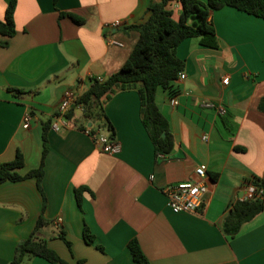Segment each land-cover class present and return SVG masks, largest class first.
Instances as JSON below:
<instances>
[{
	"label": "crops",
	"instance_id": "1",
	"mask_svg": "<svg viewBox=\"0 0 264 264\" xmlns=\"http://www.w3.org/2000/svg\"><path fill=\"white\" fill-rule=\"evenodd\" d=\"M160 2L17 0V32L8 39L0 35V164L21 152L22 175L40 167L43 125L52 122L64 95L80 96L93 78L118 72L139 40L130 27L145 23L150 5ZM9 3L0 0V20ZM169 7L179 19L182 6ZM210 20L218 46L183 41L177 54L186 78L176 82L174 95L163 89L156 95L174 137L172 152H156L142 121L138 88L115 93L105 105L118 154L103 153L69 121L59 131L51 126L41 188L35 178L0 185V264H12L17 246L41 216L49 224L38 235L65 264H135L128 247L132 240L149 264H264V210L234 238L223 231L247 183L264 178V19L224 7ZM115 21L121 26L111 27ZM27 113L32 121L25 129ZM74 118L83 121V111L75 108ZM96 131L110 136L104 124ZM201 165L208 174L205 203L197 212L174 213L165 187L196 180ZM82 187L91 193L84 192L79 205L76 191ZM85 226L95 236L92 245L84 239ZM24 264L52 263L35 257Z\"/></svg>",
	"mask_w": 264,
	"mask_h": 264
},
{
	"label": "trees",
	"instance_id": "2",
	"mask_svg": "<svg viewBox=\"0 0 264 264\" xmlns=\"http://www.w3.org/2000/svg\"><path fill=\"white\" fill-rule=\"evenodd\" d=\"M171 3L172 0H161L160 3L151 4L146 22L130 27L138 32L139 40L126 63L118 72L104 81L93 78L90 88L78 97L77 105H82L84 109L83 121L75 120V108L66 115V119L76 128L84 131L86 126L96 125L97 128L104 124L110 131V139L114 140L115 129L106 115L105 105L115 93L138 88L141 95L142 121L155 145L156 152L161 155L170 154L175 144L174 137L168 120L156 103V95L159 89L168 91L171 95L175 94L174 86L179 74L185 69V62L177 54L179 46L187 39L196 38L200 39L202 45L217 47L216 30L210 19L212 12L224 7H232L264 19V0H207L206 2L180 0L182 12L179 19L174 18L173 11L169 7ZM16 6L17 0H10L5 19L0 20V35L7 39L14 37L17 32ZM60 16H67L77 24L84 22L82 18L72 13H61ZM1 45L7 47L8 42H3ZM11 91L25 93L21 89H11ZM261 109L264 111V101ZM51 126V121L43 125L40 167L22 175L20 170L25 166V159L23 154L18 152L13 162L0 164V185L5 182H20L35 178L41 188L49 153L48 135ZM96 128L94 127L92 133L96 131ZM248 183L264 190V178L254 179ZM86 191L90 192L86 187L77 189L79 205L82 204L83 193ZM263 210L264 199L238 201L230 209L223 223L224 233L234 238L240 233L244 224L254 219ZM48 224L49 222L41 216L31 236L17 246L12 264H24L35 257H41L52 264H65L48 246L47 241L38 235L39 230ZM83 235L87 244H94L95 236L87 226L84 228ZM58 237L69 247L71 246L64 232H60ZM128 247L135 264H149L137 240L130 241ZM97 248L103 250L100 246Z\"/></svg>",
	"mask_w": 264,
	"mask_h": 264
},
{
	"label": "built area",
	"instance_id": "3",
	"mask_svg": "<svg viewBox=\"0 0 264 264\" xmlns=\"http://www.w3.org/2000/svg\"><path fill=\"white\" fill-rule=\"evenodd\" d=\"M172 2L181 5L180 0H172ZM113 28H118L121 26L120 21H115L111 25ZM186 78V74L182 71L179 74L178 80H184ZM100 81H104L105 79L99 77ZM225 86L230 84L229 79L225 78L223 80ZM78 95L74 92H67L60 104L58 109V113L53 117L52 120V128L56 131H59L63 122H67L66 115L72 108H77L83 111L82 105H77ZM173 106H177L179 104L177 98H173L171 100ZM205 107L211 108L214 107L212 103L205 104ZM224 112L223 109H220V113ZM24 128L27 129L31 126L32 116L30 113H27L24 116ZM93 128L89 125L86 126L84 130L89 136H91L97 145L99 146L100 150L103 153L115 155L120 152V145L114 139L111 140L109 136H105L98 131L92 133ZM197 179L190 180L187 182L179 183V184H171L165 187L164 194L168 199L169 206L171 210L176 213H183V212H197L205 203L207 195L209 193V185L207 183L208 174H207V167L205 165H201L196 168L195 170ZM254 198L264 199V190L257 188L255 185L251 183H247L246 185V193L245 197L240 200H250Z\"/></svg>",
	"mask_w": 264,
	"mask_h": 264
}]
</instances>
